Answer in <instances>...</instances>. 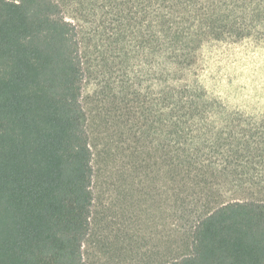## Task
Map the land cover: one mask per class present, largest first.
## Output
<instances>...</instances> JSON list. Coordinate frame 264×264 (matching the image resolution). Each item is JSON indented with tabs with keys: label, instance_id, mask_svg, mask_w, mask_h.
Wrapping results in <instances>:
<instances>
[{
	"label": "trees",
	"instance_id": "1",
	"mask_svg": "<svg viewBox=\"0 0 264 264\" xmlns=\"http://www.w3.org/2000/svg\"><path fill=\"white\" fill-rule=\"evenodd\" d=\"M78 4L100 19L86 27L56 0H0V264H89L83 42L100 37L148 81L128 106L139 117L124 153L160 210L158 264H264V121L225 111L191 80L207 43L264 40V0Z\"/></svg>",
	"mask_w": 264,
	"mask_h": 264
},
{
	"label": "rangeland",
	"instance_id": "2",
	"mask_svg": "<svg viewBox=\"0 0 264 264\" xmlns=\"http://www.w3.org/2000/svg\"><path fill=\"white\" fill-rule=\"evenodd\" d=\"M56 1L66 16L89 21L82 22L86 27L101 17L92 8L87 15L78 4L84 0ZM102 39L83 42L89 63L83 104L94 149L92 231L85 258L89 264H158L165 251L160 210L145 200L137 183L141 177L126 168L124 153L130 143L127 126L136 128L139 117L132 110L129 117L127 109L143 101L148 81L142 74L135 77L137 63L98 45ZM194 73L191 80L225 111L264 121V40L211 41L202 48Z\"/></svg>",
	"mask_w": 264,
	"mask_h": 264
}]
</instances>
